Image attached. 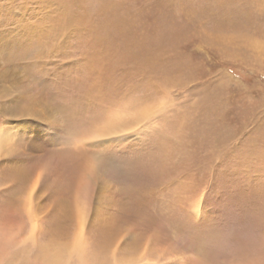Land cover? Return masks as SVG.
<instances>
[{
	"label": "rangeland",
	"instance_id": "obj_1",
	"mask_svg": "<svg viewBox=\"0 0 264 264\" xmlns=\"http://www.w3.org/2000/svg\"><path fill=\"white\" fill-rule=\"evenodd\" d=\"M0 134V264H264V0H0Z\"/></svg>",
	"mask_w": 264,
	"mask_h": 264
},
{
	"label": "bare ground",
	"instance_id": "obj_2",
	"mask_svg": "<svg viewBox=\"0 0 264 264\" xmlns=\"http://www.w3.org/2000/svg\"><path fill=\"white\" fill-rule=\"evenodd\" d=\"M5 138V136L3 135V134H0V149H3V150H5V140L6 139H4ZM47 245H43L42 247H41V254H42V256H44V257H49V254H48V248L46 247ZM48 249V250H47ZM58 253L56 254V253H52L51 255H50V257H52L53 259H58Z\"/></svg>",
	"mask_w": 264,
	"mask_h": 264
}]
</instances>
